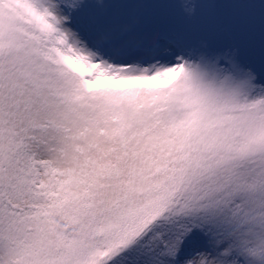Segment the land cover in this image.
<instances>
[{
	"label": "snow or ice",
	"instance_id": "1",
	"mask_svg": "<svg viewBox=\"0 0 264 264\" xmlns=\"http://www.w3.org/2000/svg\"><path fill=\"white\" fill-rule=\"evenodd\" d=\"M0 264H264V0H0Z\"/></svg>",
	"mask_w": 264,
	"mask_h": 264
}]
</instances>
